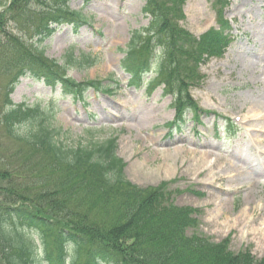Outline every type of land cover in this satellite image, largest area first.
<instances>
[{
    "label": "rangeland",
    "instance_id": "1",
    "mask_svg": "<svg viewBox=\"0 0 264 264\" xmlns=\"http://www.w3.org/2000/svg\"><path fill=\"white\" fill-rule=\"evenodd\" d=\"M149 1L70 0L69 8L79 11L86 23L64 24L41 43L33 37L31 23L7 19L5 29L15 34L18 43L32 55H41L42 68L60 69L78 84L74 90L68 84L51 88L28 75L20 78L9 99L16 104H38L46 119L28 118L18 130L22 132L41 120L58 131L57 140L67 147H92L114 139L116 156L125 164L122 171L127 180L142 188L165 183L175 205L196 209L192 214L196 225L188 229V234L197 233L213 242L227 239L228 248L234 252L249 249L255 257H264V164L255 163L259 169L247 179L244 170L250 171L249 166L237 158L253 155L254 148L264 160V141L255 136L253 125L258 122L254 120L256 111L248 104L252 95L264 103V0H226L225 5H220L221 0H184L183 15L176 16L173 23L171 20L173 28L190 35L183 33L179 42L191 41L195 47L205 33L218 32L221 51L203 53L198 62L195 60L199 77L183 83L177 77L184 73L158 77L151 70L146 82L161 80L151 90L146 85L136 88L130 84V74L122 67L125 51L135 41L134 31L144 30L156 21L147 10ZM10 2L0 0V13ZM34 6L39 8L35 4L30 8ZM33 16L30 14L31 20ZM155 25L151 29L155 30ZM167 36L171 34L164 35L166 41ZM163 43L160 35L142 33L136 56L146 62L156 57L162 61ZM69 54L77 61L89 56L95 63L87 69L70 65L66 70L67 61H71ZM8 79L0 68V105L7 99ZM179 94L182 100L189 98L197 106L187 111L184 127L174 125L176 129L169 125L176 117L174 104ZM137 117L148 122L139 125ZM5 151L13 155V161L24 164L44 167L54 162L42 149H33L5 133L0 122V155ZM230 162L240 164L242 183L229 179L233 175L227 169ZM9 185L6 177L0 179L1 188ZM43 188L41 185L37 192ZM89 206L88 221L94 224L107 223L113 215L106 205L98 207V214L96 208L92 211L93 205ZM77 209L81 208L65 205L60 216L77 221ZM53 223L59 228L63 222L53 219ZM56 228L50 230V237ZM50 237L48 248L56 253ZM32 239L39 252V239L35 234Z\"/></svg>",
    "mask_w": 264,
    "mask_h": 264
},
{
    "label": "trees",
    "instance_id": "2",
    "mask_svg": "<svg viewBox=\"0 0 264 264\" xmlns=\"http://www.w3.org/2000/svg\"><path fill=\"white\" fill-rule=\"evenodd\" d=\"M46 1L11 0L0 13V68L9 76L6 84L7 99L0 105V122L5 133L33 149H42L48 153L51 161L57 162L39 167L36 164L13 161V155L9 156L7 151L3 156L0 155V160H4L0 163V169L3 170L0 172V179L6 177V182L10 184L9 187H0V262L264 264V257L256 258L249 250L231 251L227 239L213 242L197 233L188 234V229L196 225L192 215L196 209L175 205L170 195H167L165 183L142 188L127 180L122 171L124 163L115 155L114 139L93 144L92 147H67L57 140L58 131L41 120L32 127L26 126V130L22 132L18 130L22 125L20 123L28 118L38 116L39 119H46L40 114L38 106L15 104L9 99L20 78L28 75L51 86L57 83L63 86L68 84L71 90L78 85L66 78L64 71L60 69L42 68L41 55H32L18 43L15 34L5 29L7 19L18 23H31L33 37L40 43L51 37L57 27L84 20L80 12L69 8L70 0ZM183 2L184 0H150L147 3L148 12L156 20L155 30L151 29L153 22L144 30L134 31L135 41L130 42L131 46L127 47L123 58L122 67L129 72L130 84L136 88L145 84L151 90L154 85L161 83V80L155 84L154 81L145 82L144 77L152 59L146 62L145 58L136 56V44L142 33H153L164 39V58L162 61L155 59L154 72L157 76L184 73L185 76L177 77V81L181 83L185 79L198 76L195 72L196 61L200 60L203 53H220L222 39L218 32L205 33L195 47L191 45V41L179 42V37L184 32L173 28L172 23L176 16L183 15ZM225 2L226 0H221L220 5ZM32 4L39 5V8L35 9L34 6V9H31ZM169 8L172 11H169ZM30 14L34 15L32 20ZM167 32L171 36H167L166 41L164 35ZM140 52L139 50L137 53ZM68 57L71 61L67 63L83 68L91 67L95 63L89 56H84L78 61L72 54ZM182 87L184 84L179 86L180 93L183 91ZM180 95L174 104L176 116L180 118L177 123L183 121L182 115L187 110L196 109L194 101L186 97L182 100ZM27 181H30V184H27ZM41 185L45 188L40 193L37 191ZM71 204L81 208L77 209V221L69 218L63 220L60 216L65 205L69 207ZM89 205H93L92 211L96 208V214L99 213L98 207L106 205L110 207L113 215L107 223L103 222L104 224L89 222ZM53 219L62 221V225L56 228L55 225L58 224H54ZM55 228L50 237V230ZM33 234L42 246L39 252L32 239ZM49 237L56 253L48 248Z\"/></svg>",
    "mask_w": 264,
    "mask_h": 264
},
{
    "label": "bare ground",
    "instance_id": "3",
    "mask_svg": "<svg viewBox=\"0 0 264 264\" xmlns=\"http://www.w3.org/2000/svg\"><path fill=\"white\" fill-rule=\"evenodd\" d=\"M240 59V58H239ZM241 62L243 61V58L240 59ZM241 66H245V67H249V63H241ZM254 69V68H253ZM248 104L253 108L254 111H256L255 115H254V120L258 121L257 123L253 124L254 125V129L257 132V138H259V136L262 138V140L264 141V103L257 97L256 95H252L249 97L248 100ZM260 110V111H259ZM258 112V113H257ZM146 118H138L137 117V124L141 125L146 121ZM148 122V120H147ZM253 122V121H252ZM262 140H258V141H262ZM253 152L254 154L247 155V157L243 158L242 156H238V160L239 161H243L245 164H247L249 166V170H244L245 172V177L242 175L243 173L240 172L241 168H239L240 164L237 162H230V164H227V169L229 170V172H231V174L233 173L232 176L229 177V179H231L232 181L237 180L238 183H242V179L247 178V179H251L249 175H251L250 173L252 172H257L258 171V167L261 164H264V160L261 159V155L259 153L256 152V150L253 148ZM259 165H257V164ZM241 173V174H240ZM249 177V178H248ZM251 192V191H250ZM248 196V195H247Z\"/></svg>",
    "mask_w": 264,
    "mask_h": 264
}]
</instances>
